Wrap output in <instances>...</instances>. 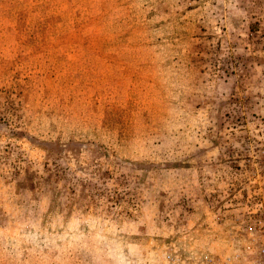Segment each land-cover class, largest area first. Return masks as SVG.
I'll return each instance as SVG.
<instances>
[{
  "label": "rangeland",
  "instance_id": "374dc122",
  "mask_svg": "<svg viewBox=\"0 0 264 264\" xmlns=\"http://www.w3.org/2000/svg\"><path fill=\"white\" fill-rule=\"evenodd\" d=\"M264 263V0H0V264Z\"/></svg>",
  "mask_w": 264,
  "mask_h": 264
},
{
  "label": "built area",
  "instance_id": "2783aa9c",
  "mask_svg": "<svg viewBox=\"0 0 264 264\" xmlns=\"http://www.w3.org/2000/svg\"><path fill=\"white\" fill-rule=\"evenodd\" d=\"M259 257L264 259V248L259 251ZM241 260L242 254L237 251L223 257L205 252H192L190 256L185 257L172 248H166L162 253V264H242Z\"/></svg>",
  "mask_w": 264,
  "mask_h": 264
}]
</instances>
